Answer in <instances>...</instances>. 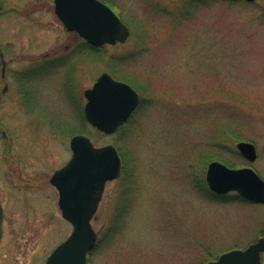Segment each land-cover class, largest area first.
Masks as SVG:
<instances>
[{
    "label": "rangeland",
    "instance_id": "obj_1",
    "mask_svg": "<svg viewBox=\"0 0 264 264\" xmlns=\"http://www.w3.org/2000/svg\"><path fill=\"white\" fill-rule=\"evenodd\" d=\"M103 1L130 28L126 43L90 47L54 0H0V264H46L73 232L50 180L77 134L115 145L124 166L92 220L87 264H198L245 249L264 236V204L216 198L206 177L219 161L264 179V0ZM105 72L140 94L112 135L85 117L84 93Z\"/></svg>",
    "mask_w": 264,
    "mask_h": 264
},
{
    "label": "water",
    "instance_id": "obj_2",
    "mask_svg": "<svg viewBox=\"0 0 264 264\" xmlns=\"http://www.w3.org/2000/svg\"><path fill=\"white\" fill-rule=\"evenodd\" d=\"M190 1V0H178ZM255 2L256 0H237ZM55 12L68 32H77L95 47L126 43L130 28L100 0H55ZM87 121L106 135L116 133L127 123L140 104L139 93L129 84L103 73L94 86L85 91ZM71 160L51 177L59 192V208L73 226L71 235L50 255L46 264H87L98 235L92 225L109 182L119 179L123 159L113 145L97 147L84 134L70 142ZM240 153L253 163L258 158L255 144L240 142ZM207 183L218 195L236 192L249 202L264 204V180L252 168H230L222 162L210 163ZM4 210L0 201V241ZM264 237L245 249H233L207 264H262Z\"/></svg>",
    "mask_w": 264,
    "mask_h": 264
},
{
    "label": "trees",
    "instance_id": "obj_3",
    "mask_svg": "<svg viewBox=\"0 0 264 264\" xmlns=\"http://www.w3.org/2000/svg\"><path fill=\"white\" fill-rule=\"evenodd\" d=\"M201 1H203V0H195V1H193V2H201ZM107 3V2H106ZM91 47V46H90ZM228 165H231L229 162H226ZM205 186H206V183H205ZM206 189H207V191H209L213 196H215L216 198H222V197H224V196H220V195H216L215 193H213V192H211L210 191V189L208 188V185L206 186ZM215 256L216 255H214L212 252L211 253H209L207 256H206V258L202 261V262H200V263H198V264H206V263H208V262H210V261H212V260H215Z\"/></svg>",
    "mask_w": 264,
    "mask_h": 264
},
{
    "label": "flooded vegetation",
    "instance_id": "obj_4",
    "mask_svg": "<svg viewBox=\"0 0 264 264\" xmlns=\"http://www.w3.org/2000/svg\"><path fill=\"white\" fill-rule=\"evenodd\" d=\"M83 39V38H82ZM87 42V41H86ZM4 72V76H5V71H3Z\"/></svg>",
    "mask_w": 264,
    "mask_h": 264
}]
</instances>
